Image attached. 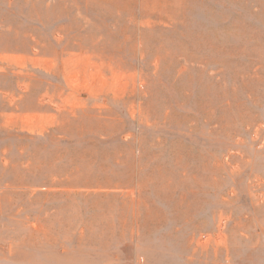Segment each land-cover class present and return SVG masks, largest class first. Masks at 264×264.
<instances>
[{
    "label": "rangeland",
    "instance_id": "rangeland-1",
    "mask_svg": "<svg viewBox=\"0 0 264 264\" xmlns=\"http://www.w3.org/2000/svg\"><path fill=\"white\" fill-rule=\"evenodd\" d=\"M0 264H264V0H0Z\"/></svg>",
    "mask_w": 264,
    "mask_h": 264
}]
</instances>
